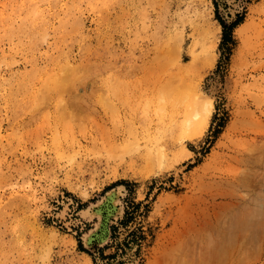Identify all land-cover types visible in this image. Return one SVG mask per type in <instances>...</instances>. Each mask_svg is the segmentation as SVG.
Wrapping results in <instances>:
<instances>
[{
    "label": "rangeland",
    "instance_id": "rangeland-1",
    "mask_svg": "<svg viewBox=\"0 0 264 264\" xmlns=\"http://www.w3.org/2000/svg\"><path fill=\"white\" fill-rule=\"evenodd\" d=\"M100 263L264 264V0H0V264Z\"/></svg>",
    "mask_w": 264,
    "mask_h": 264
},
{
    "label": "bare ground",
    "instance_id": "bare-ground-1",
    "mask_svg": "<svg viewBox=\"0 0 264 264\" xmlns=\"http://www.w3.org/2000/svg\"><path fill=\"white\" fill-rule=\"evenodd\" d=\"M232 2V1H231ZM215 47L216 46H212V49L211 51L208 53L207 55V62L209 64H213L216 60V55L214 53L215 51ZM179 49H180V46H179ZM180 51V50H179ZM181 59V58H180ZM193 64H196L198 62V58L197 57H194L193 58ZM188 67L189 66H186L183 71H187L188 70ZM182 71V69H181ZM183 81V80H182ZM184 83V82H183ZM178 89V88H177ZM181 89V88H180ZM192 104L191 107H192V111H191V116L189 119H187V124H186V130H189L191 128L192 125H194L195 122H201L202 126H203V129L204 131L208 128L209 126V122H210V117L213 113V109H214V103L213 101H211V99H208V97H203L201 96L200 92L196 93L195 94V98L193 99L192 101ZM158 155V159L161 160V158L163 157V154L161 152V150L158 151L157 153ZM243 158V157H241ZM259 162V161H258ZM248 180V179H247ZM255 181V180H254ZM246 183V182H245ZM247 185V184H246ZM244 185V186H246ZM243 186V187H244ZM123 190V189H122ZM120 193V191H118V194ZM222 194V193H219V195ZM226 194V195H225ZM225 194H222L220 197H222L223 199L225 200H228V201H225L224 203L222 202L221 204H217L215 203L214 201L216 200L214 198V201L213 203H211V206H207L208 208L206 209L207 211H212V217H216L217 216V209H220L222 208L223 206H229V205H233L235 206L237 204V202H235V197L234 195H227V193ZM120 195V194H119ZM119 197V196H118ZM216 197V196H214ZM217 197L218 194H217ZM216 197V198H217ZM116 199H114V203H116ZM121 207V206H120ZM92 207L90 208H87V209H83L80 214L82 215V218L84 219H89L92 221L93 218H96V217H100V212L101 211H98V212H94L92 211L91 209ZM66 208H64L61 213H59V215L63 218H66ZM121 212V210H119ZM210 216V215H209ZM59 217V216H58ZM88 221V220H87ZM96 230V229H95ZM86 237V241L90 239V234H86L85 235ZM227 252V251H225ZM101 264V263H100Z\"/></svg>",
    "mask_w": 264,
    "mask_h": 264
},
{
    "label": "trees",
    "instance_id": "trees-1",
    "mask_svg": "<svg viewBox=\"0 0 264 264\" xmlns=\"http://www.w3.org/2000/svg\"><path fill=\"white\" fill-rule=\"evenodd\" d=\"M221 23H222V25H223V27H224L225 30H232L234 27H236L239 24V22H237L236 24H234V25H232L231 27L228 28L224 24V22L221 21ZM224 41H230V40H228V37L227 36L226 37L224 36Z\"/></svg>",
    "mask_w": 264,
    "mask_h": 264
}]
</instances>
